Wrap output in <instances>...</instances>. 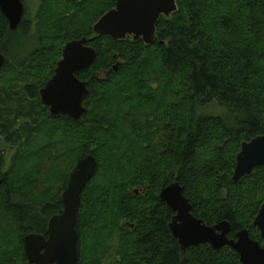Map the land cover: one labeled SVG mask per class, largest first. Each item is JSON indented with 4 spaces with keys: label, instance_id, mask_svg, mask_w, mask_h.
I'll return each instance as SVG.
<instances>
[{
    "label": "trees",
    "instance_id": "trees-1",
    "mask_svg": "<svg viewBox=\"0 0 264 264\" xmlns=\"http://www.w3.org/2000/svg\"><path fill=\"white\" fill-rule=\"evenodd\" d=\"M39 1L33 34L26 0L15 32L0 9V264H30L25 238L48 236L70 176L90 155L98 167L82 195L78 264H241L231 248L182 251L169 227L175 212L160 199L174 183L194 217L228 221L230 239L248 230L264 246L254 227L264 167L233 181L242 144L264 136V0H177L150 46L93 32L117 0ZM31 35L38 47L19 56ZM83 38L97 51L78 75L89 85L86 114L53 117L40 91L65 46Z\"/></svg>",
    "mask_w": 264,
    "mask_h": 264
},
{
    "label": "water",
    "instance_id": "water-1",
    "mask_svg": "<svg viewBox=\"0 0 264 264\" xmlns=\"http://www.w3.org/2000/svg\"><path fill=\"white\" fill-rule=\"evenodd\" d=\"M2 14L9 22L10 30L19 29L26 14L23 0H0ZM178 11L177 0H118L115 9L107 12L94 25L93 32L115 41L133 38L145 45H153L157 38V24L162 17H171ZM97 60V51L89 46L88 39L69 42L54 77L40 91L41 102L49 108L53 117L67 116L80 121L86 114L85 100L90 94L87 82L78 78ZM7 65V58L0 52V72ZM118 71V65L114 68ZM98 162L93 155L81 160L71 175L63 194L64 212L49 222L48 236L30 234L25 238V252L30 264H78L79 263V211L82 195L96 174ZM264 167V136L244 142L237 156L233 181L239 183L257 168ZM138 195L139 192L135 191ZM160 199L175 212L170 231L182 251L209 244L214 250L231 248L240 256L241 264H264V246L251 238L248 230L230 239V222L208 226L192 214V205L184 195L180 183L162 190ZM254 227L261 232L264 241V205Z\"/></svg>",
    "mask_w": 264,
    "mask_h": 264
},
{
    "label": "rangeland",
    "instance_id": "rangeland-1",
    "mask_svg": "<svg viewBox=\"0 0 264 264\" xmlns=\"http://www.w3.org/2000/svg\"><path fill=\"white\" fill-rule=\"evenodd\" d=\"M118 1V0H117ZM26 4H27V6H28V13H29V19H31V20H33L32 21V30H31V32H32V34L33 33H36V28H35V24H36V18H37V13H38V11H39V9H40V5H41V3H40V1L39 0H26ZM165 18H167V17H165ZM169 18H171V17H169ZM168 18V19H169ZM27 42H26V45H25V48L22 50V53L23 54H19V56H22V55H25V56H29L37 47H38V45H39V40H38V36L36 35V37L34 36V35H31V37H30V39L29 40H26ZM140 42H142V41H140ZM143 43V42H142ZM27 46V47H26ZM147 46V45H146ZM15 56V55H14ZM12 58V57H11ZM62 60V59H61ZM12 62H14V63H17V61L16 60H13ZM34 63H36V62H32V64H34ZM37 65L36 66H34V67H31V69H30V75L31 74H33V76H35L36 75V70H37V67H38V63H36ZM57 69V68H56ZM13 76V75H12ZM12 76H11V79H12ZM32 76V75H31ZM219 108V111L220 112H222L223 111V113L225 114V113H227L226 112V110L225 109H223V108H220V107H218ZM216 109L217 108H214V107H211L210 109H209V113L208 114H211V115H218L217 114V111H216ZM51 115V114H50ZM13 147H8L7 148V151L9 152V158H12L13 156H14V154L16 153V149H12ZM8 158V159H9ZM70 178H71V176H70ZM69 182H70V179H69ZM137 191V190H136ZM64 194V193H63Z\"/></svg>",
    "mask_w": 264,
    "mask_h": 264
}]
</instances>
